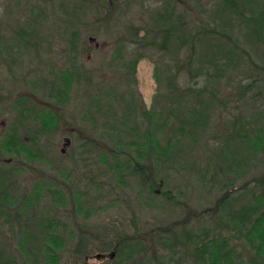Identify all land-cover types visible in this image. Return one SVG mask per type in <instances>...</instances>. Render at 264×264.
<instances>
[{"label": "rangeland", "instance_id": "obj_1", "mask_svg": "<svg viewBox=\"0 0 264 264\" xmlns=\"http://www.w3.org/2000/svg\"><path fill=\"white\" fill-rule=\"evenodd\" d=\"M111 2L0 0V135L32 150L0 149V261L193 264L189 229L264 264L218 205L264 207V40L219 0ZM191 106L203 122L179 136ZM148 133L173 155L140 159Z\"/></svg>", "mask_w": 264, "mask_h": 264}, {"label": "trees", "instance_id": "obj_2", "mask_svg": "<svg viewBox=\"0 0 264 264\" xmlns=\"http://www.w3.org/2000/svg\"><path fill=\"white\" fill-rule=\"evenodd\" d=\"M221 3V8L224 11H227V13L230 15L229 18L232 22L237 24V27L240 25H245L249 29V36L254 37L256 41H262L264 40V11L260 10V12H256L257 7L259 6L256 0H219ZM161 17H156V26L163 30V33L161 36L163 37L162 42L156 43L160 45V48H166V44L172 43V39L174 36V33L176 30V25L171 24L170 27H166L165 25L161 26L162 21ZM229 20V22H231ZM176 30V31H175ZM229 36V35H228ZM180 40L183 41V37L180 35L178 36ZM147 42H154V39H148ZM234 45H239V40L234 39L232 41ZM181 44V43H180ZM233 51V48H231ZM227 52V58L230 59V55ZM220 56H215V58L219 61ZM216 61V63H218ZM189 112L191 114V118L183 120L179 125L177 126L179 133V136L185 134H189L190 136L195 135L194 131H196L197 123H202V116H201V108L198 106H191L189 109ZM185 118V117H184ZM200 128V127H199ZM13 131L6 132L0 137V149L9 151V152H18L19 151H32L27 150L28 146L26 144L20 143L18 141V138L14 135ZM152 133V132H151ZM148 133L147 139L148 141L144 144L140 142V150L142 153H140V159H143L145 157L154 156L156 160L160 158L161 160L166 157H169L170 155H173L174 151H171L172 148H174V137H170L166 144L159 143L157 138L154 136V133L151 134ZM177 140V138H175ZM175 140V141H176ZM142 143V144H141ZM142 146V147H141ZM142 148V149H141ZM26 153V152H25ZM17 154V153H16ZM144 181H148L146 177H144ZM171 194H166L165 197L170 199ZM260 202V201H259ZM149 203V202H148ZM232 202L228 200V196L225 195L222 201L219 202V210L227 209L230 213V218H232L233 221L237 220L238 223L242 225H249L248 230H245L243 232V235L247 238L249 245L255 247V245L259 248V253L264 254V207L261 210L259 214H256V208L258 206L253 204H242L239 207H233ZM262 203V200H261ZM230 205V206H229ZM229 206V207H228ZM218 233L212 235L210 238L205 239H198L195 237H191L189 229H187V233H184L186 236V241L190 247H194V263L193 264H234L230 259H224V261H221L220 258L223 255L224 250L223 247H227L226 244H229L226 237H219L217 236ZM161 236V235H160ZM184 236V237H185ZM175 241V240H174ZM258 242L256 244L255 242ZM173 242V241H172ZM120 243V241L118 242ZM117 243V244H118ZM176 245V243H173ZM119 246V244L117 245ZM251 246V247H252ZM189 247V248H190ZM53 249V247H48ZM171 249V248H170ZM257 249V248H256ZM47 250V251H48ZM262 250V251H261ZM225 252H227L225 250ZM172 253L170 250L169 254ZM140 257V253L136 252L133 256ZM158 261L161 260L160 258H157ZM200 262H199V261ZM48 261V260H47ZM144 261V260H143ZM256 262V261H255ZM258 262V261H257ZM146 263H150V260H146ZM0 264H12L9 260L8 261H0ZM83 264H86V261L84 260ZM109 264H114L113 262ZM157 264V263H154Z\"/></svg>", "mask_w": 264, "mask_h": 264}, {"label": "flooded vegetation", "instance_id": "obj_3", "mask_svg": "<svg viewBox=\"0 0 264 264\" xmlns=\"http://www.w3.org/2000/svg\"><path fill=\"white\" fill-rule=\"evenodd\" d=\"M116 2V0H112V2H111V4H114ZM89 39H90V41H92V42H95V40H96V38L95 37H93V36H90L89 37ZM96 43V45H99V43L96 41L95 42ZM0 83H1V80H0ZM1 85V84H0ZM16 121L18 122V118L16 117ZM10 130L11 131H15L16 132V127L15 126H11L10 127ZM0 133H1V131H0ZM1 136V135H0ZM65 149L64 148H62V151H64ZM22 152V151H21ZM24 152V151H23Z\"/></svg>", "mask_w": 264, "mask_h": 264}, {"label": "water", "instance_id": "obj_4", "mask_svg": "<svg viewBox=\"0 0 264 264\" xmlns=\"http://www.w3.org/2000/svg\"><path fill=\"white\" fill-rule=\"evenodd\" d=\"M67 141H69V139H68V138H67ZM96 256H97V257H101V256H102V254H101V253H98Z\"/></svg>", "mask_w": 264, "mask_h": 264}]
</instances>
